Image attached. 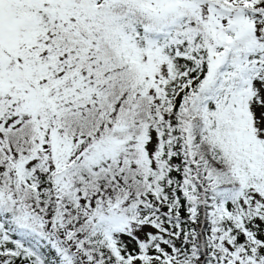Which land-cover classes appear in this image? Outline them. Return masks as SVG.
Segmentation results:
<instances>
[{
	"label": "snow or ice",
	"instance_id": "1",
	"mask_svg": "<svg viewBox=\"0 0 264 264\" xmlns=\"http://www.w3.org/2000/svg\"><path fill=\"white\" fill-rule=\"evenodd\" d=\"M0 264H264V0H0Z\"/></svg>",
	"mask_w": 264,
	"mask_h": 264
}]
</instances>
